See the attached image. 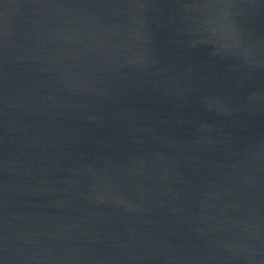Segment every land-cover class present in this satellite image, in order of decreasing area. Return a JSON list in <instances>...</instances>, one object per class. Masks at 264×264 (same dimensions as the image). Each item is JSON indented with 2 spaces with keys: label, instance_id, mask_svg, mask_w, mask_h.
<instances>
[{
  "label": "water",
  "instance_id": "1",
  "mask_svg": "<svg viewBox=\"0 0 264 264\" xmlns=\"http://www.w3.org/2000/svg\"><path fill=\"white\" fill-rule=\"evenodd\" d=\"M0 264H264V0H0Z\"/></svg>",
  "mask_w": 264,
  "mask_h": 264
}]
</instances>
